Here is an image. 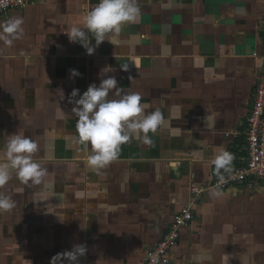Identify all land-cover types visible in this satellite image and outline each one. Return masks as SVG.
<instances>
[{
	"label": "crops",
	"instance_id": "crops-1",
	"mask_svg": "<svg viewBox=\"0 0 264 264\" xmlns=\"http://www.w3.org/2000/svg\"><path fill=\"white\" fill-rule=\"evenodd\" d=\"M98 3L41 0L2 19L22 17L24 31L11 45L0 41V160L18 132L37 142L33 159L47 175L26 185L12 170L0 189L16 202L0 213V264H50L74 244L88 249L79 264H143L188 205L194 218L173 264H264V181L190 191L226 171L213 163L221 151L232 156L228 169L246 154V118L264 75V0H138L139 22L98 47L90 36L89 55L66 32L83 28ZM105 68L142 96L145 114L160 109L163 123L151 143L130 139L95 172L91 146L74 142L68 100L73 89L99 85ZM72 69L81 75L72 78Z\"/></svg>",
	"mask_w": 264,
	"mask_h": 264
},
{
	"label": "clouds",
	"instance_id": "clouds-1",
	"mask_svg": "<svg viewBox=\"0 0 264 264\" xmlns=\"http://www.w3.org/2000/svg\"><path fill=\"white\" fill-rule=\"evenodd\" d=\"M140 16L138 0H99L86 13L84 27L72 26L66 33L70 42L79 43L92 55L95 48L89 43L90 36L98 47L107 35L119 33L123 25L138 23ZM23 24L22 17H13L0 24V41L11 45L21 38ZM70 71L72 78L81 75L76 69ZM110 71L109 68L103 69L99 85L92 83L83 94L79 89H73L68 100L73 105L71 112L76 118L74 142L86 150L91 146L87 164L95 172L115 160L120 146L130 139L140 138L144 143H151L149 133H155L163 123L160 109L145 114L142 96L118 87L117 78L107 76ZM62 99L64 92L61 90ZM37 150V142L30 137L18 132L9 136L2 150L5 160H0V189L13 178L12 170L23 184L41 185L44 182L47 169L33 159ZM231 161V154L223 150L215 156L213 163L219 172L221 169L227 170ZM15 207L16 202L12 197L0 191V213L10 212ZM87 251L86 244H74L70 250L53 256L50 264H79Z\"/></svg>",
	"mask_w": 264,
	"mask_h": 264
},
{
	"label": "built area",
	"instance_id": "built-area-1",
	"mask_svg": "<svg viewBox=\"0 0 264 264\" xmlns=\"http://www.w3.org/2000/svg\"><path fill=\"white\" fill-rule=\"evenodd\" d=\"M41 0H0V24L3 17L13 9H21L28 4ZM244 139L246 154L237 165L224 171L209 186L192 183L191 192L197 197L207 188L227 189L230 186L255 187L264 181V75H259L255 82L253 103L248 112ZM194 209L188 205L175 216L167 230L145 255L143 264H173L171 253L181 240L182 227L190 225L194 218Z\"/></svg>",
	"mask_w": 264,
	"mask_h": 264
}]
</instances>
